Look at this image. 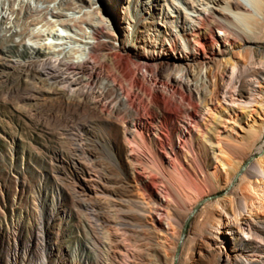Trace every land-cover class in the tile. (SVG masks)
<instances>
[{
  "label": "rangeland",
  "instance_id": "obj_1",
  "mask_svg": "<svg viewBox=\"0 0 264 264\" xmlns=\"http://www.w3.org/2000/svg\"><path fill=\"white\" fill-rule=\"evenodd\" d=\"M188 1L198 7L200 3L206 8L215 6V2L206 0ZM176 9L182 14L193 13L184 0H0V264H107V235L92 221L91 210L85 203L89 202V207L97 211L100 204L95 202L100 200L105 208L117 206L119 210L121 207L119 211L124 213L132 209L126 213L130 221H126L122 230L118 232L116 227H110V236L117 245L112 247L119 255L112 264H123L127 260L126 252L137 247L140 251L134 264H174L176 253V264H219V250L223 243L214 234H208L206 229L213 230L217 225L221 213L216 210L217 199H226L232 186L243 185L239 175L216 191L206 189L192 205L193 211L186 215L182 211L168 209L174 215L176 213L175 216L172 214L175 219L171 223L174 222L169 226L166 216H160L164 227L159 230L153 223L152 214L142 213L125 201L143 197L131 165L125 158L127 145L120 128L121 118L127 117V113L110 115L101 110V104L94 107L86 102L95 99L94 95L103 94L102 103H107L110 109L114 107L113 98L109 97L112 91L107 85V69L102 68L96 74L92 85L84 81L82 69L78 70L79 73H63L56 83L64 93L55 95L43 90L44 87L37 91L29 78L21 74V69L36 71L33 65L18 64L21 60L39 56L41 61L36 68L41 70L42 76L48 75L50 70H63L67 60L81 55L80 46L96 41L93 33L96 29L100 32L97 41L101 44V53L115 46L131 48L133 66L141 58L167 56L174 52L167 46L172 39L178 42L176 34L184 25V16ZM31 21L33 24L27 25ZM24 25L30 32L42 33L43 36L33 38L32 35L18 34ZM14 32L18 33L10 38ZM50 35L52 38L46 39ZM251 36L258 39L264 49V23ZM238 41L245 45L240 38ZM77 49L80 53L75 52ZM241 49L238 47L236 52ZM61 50L63 52L58 53ZM44 59H48L51 67ZM214 70L207 74L204 69L211 94L215 93L213 82L216 75L221 74ZM191 84L192 81L186 80L178 89L190 90ZM71 91L77 94L69 97ZM193 95L198 98V91ZM144 100L148 102L147 97ZM221 105L216 99L209 107L221 108ZM210 115L209 112L202 117L198 113L195 117L205 122L204 118L207 121ZM85 120H89V143L95 150V162L91 166H86L84 160L72 152L76 125ZM231 125L238 128L233 121H228L226 127L223 125V132L235 133L236 128ZM113 129H116L117 138L109 145L120 150L118 162L108 158L98 141L107 130ZM154 134L151 132L149 138L157 139ZM193 136L201 139L197 129H193ZM173 140L193 179L203 181L196 162L189 158L185 148L180 147L177 135L173 134ZM259 145H262L260 154H264V138ZM154 147L161 153L159 146ZM139 155L141 160H150L141 150ZM206 162L205 158L202 165ZM173 168L166 157L167 171L177 174ZM146 170L144 175L150 173ZM83 185L89 187V192ZM104 186L115 191L116 199L97 195L96 189L101 190ZM156 186L158 194L171 203L165 185L158 178ZM224 203L226 210L232 211L229 200H224ZM161 211L166 212V208ZM245 215H259L264 219V205L256 207L251 204ZM184 225V235L179 238L181 243L175 249L173 235L177 233L180 237ZM251 243H258V240H251ZM245 252L254 261L252 264H264V254L259 257L249 249ZM222 264L241 263L228 260Z\"/></svg>",
  "mask_w": 264,
  "mask_h": 264
},
{
  "label": "bare ground",
  "instance_id": "obj_2",
  "mask_svg": "<svg viewBox=\"0 0 264 264\" xmlns=\"http://www.w3.org/2000/svg\"><path fill=\"white\" fill-rule=\"evenodd\" d=\"M206 1L215 2V6L206 8L200 3L201 6L198 7L184 0L193 13L182 14V11L176 9L177 13L184 16V25L176 34L178 42L172 39L167 46V49L174 51L169 52L167 56L141 58L133 66L131 48L115 46L101 53V44L97 41L100 32L96 29L93 32L96 41L80 46L82 53L79 54V59L67 60L63 70H50L48 75L42 76L41 70L36 68L41 61L39 56L21 60L18 64L33 65L36 71L21 69V74L29 78L37 91L44 87L43 90L55 95L64 93V89L56 83L58 78H62L63 73L65 75L79 73L78 70L82 69V72H85L86 80L84 81L87 85H92L96 74L102 68L107 69V85L112 91L109 97L113 98L114 107L110 109L107 103H102L103 94L94 95L95 99L86 100V102L94 107L101 104V110L110 115L118 116L121 112L127 113V117L121 118L120 128L124 143L127 145L125 158L131 165L132 173L143 197L125 199V201L142 213L152 214L153 223L159 230H163L160 216H166V224L169 226L174 222L173 220L171 223V220L175 219L176 213L174 215L173 212H169L170 209L182 211L186 215L193 211L192 205L198 201L206 189H209V192L216 191L234 176L239 175L243 185L232 186L226 199H217L216 210L219 209L221 213L217 218V225L212 228L213 230L206 229V232L214 234L215 238L223 243L219 250V264L228 260L252 264L254 261L246 256L249 254L245 252L247 249L253 254L256 252L259 257L264 254L263 216L245 215L251 208V204L256 207L264 205V184H262L264 183V154H260L262 145L258 146L264 138V49L260 47L258 39L251 36L259 31L264 23V0ZM33 22H28L27 25ZM17 33L14 32L10 38ZM18 34L32 35L33 38L43 36L42 33L30 32L26 25ZM51 38L50 35L46 39ZM239 38L245 42L247 49H243L246 47L240 44ZM238 47L242 49L236 52ZM80 49L75 52L78 53ZM167 49L165 46V50ZM61 52L63 50L58 53ZM235 52L238 55H235ZM0 54H2L1 51ZM227 55L229 57L226 58ZM1 60L0 58V62ZM47 60L44 59L46 65L51 67ZM90 62L94 64L88 65ZM8 65L16 66L11 63ZM204 69L207 74L215 71L214 69L221 73L219 76L216 75V80L213 82L215 93L211 94L206 85ZM8 78L7 76V80ZM186 80L192 81L191 89L180 91L179 85L182 86ZM194 91H198V98L194 97ZM73 94L75 96L77 93L71 91L68 95L70 97ZM144 97L148 98L147 103ZM216 99L221 102L222 107L210 108L209 105ZM141 109L145 111L142 112ZM209 112L211 117L209 116L207 121L204 118L205 122L195 117L198 113L204 117ZM88 121L85 120L76 125L77 133L72 136L74 145L72 152L81 157L86 166H91L95 162V150L91 149L89 143ZM228 121H233L238 126L236 128L231 125L234 129L236 128L235 133L223 132V125L225 126ZM193 129L200 132V140L193 136ZM96 132L99 131L96 130ZM151 132L155 133L157 139L149 138ZM173 134L177 135L180 147L186 149L189 158L196 162L203 181L193 179L191 171L180 159ZM116 138V129H113L107 130L106 135L98 141L108 158L118 162L121 158L120 150H114L109 145V142L116 141ZM155 145L160 147L161 153L155 149ZM139 150L146 153L150 160H141ZM170 153L172 156L169 155ZM166 157L169 158L177 174L167 171ZM205 158L207 162L203 166L202 162ZM60 159L63 160V157ZM145 168L150 172L146 174L147 176L143 173ZM157 178L165 185L166 194L172 199L171 203L166 202L162 195L158 194ZM83 188L89 192V187L83 185ZM96 193L101 197L108 196V198L116 199L115 191L106 186L101 190L96 189ZM224 200H229L232 204V211L226 210ZM85 203L91 210L92 221L107 235L106 263L112 264L119 255L114 249L117 245H114L116 242L110 236V227H116V231L119 232L128 221L126 213L132 209L124 213L122 210L119 211L121 207L119 210L117 206L105 208L104 202L100 200L95 202L100 204L96 211L89 207V202ZM165 208L166 212H162L161 210ZM173 238L176 241V249L181 243L179 234L176 233ZM173 240L171 238V241ZM251 240H258L259 244H252ZM139 251L137 247L131 252H126L127 260L123 264H134Z\"/></svg>",
  "mask_w": 264,
  "mask_h": 264
},
{
  "label": "water",
  "instance_id": "obj_3",
  "mask_svg": "<svg viewBox=\"0 0 264 264\" xmlns=\"http://www.w3.org/2000/svg\"><path fill=\"white\" fill-rule=\"evenodd\" d=\"M185 228H186V225H184V227L182 229V233H181L180 239H182V237L184 235ZM176 261H177V253H176L175 258H174V264H176Z\"/></svg>",
  "mask_w": 264,
  "mask_h": 264
}]
</instances>
